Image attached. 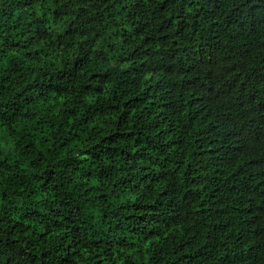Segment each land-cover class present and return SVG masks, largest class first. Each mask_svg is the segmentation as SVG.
<instances>
[{
  "label": "trees",
  "instance_id": "1",
  "mask_svg": "<svg viewBox=\"0 0 264 264\" xmlns=\"http://www.w3.org/2000/svg\"><path fill=\"white\" fill-rule=\"evenodd\" d=\"M0 264H264V0H0Z\"/></svg>",
  "mask_w": 264,
  "mask_h": 264
}]
</instances>
